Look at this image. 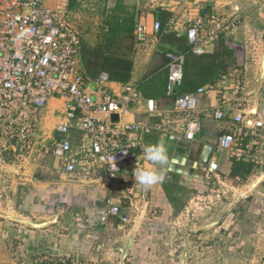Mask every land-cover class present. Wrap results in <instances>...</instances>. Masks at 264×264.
Masks as SVG:
<instances>
[{
	"label": "crops",
	"instance_id": "1",
	"mask_svg": "<svg viewBox=\"0 0 264 264\" xmlns=\"http://www.w3.org/2000/svg\"><path fill=\"white\" fill-rule=\"evenodd\" d=\"M56 1L47 0V3L53 6ZM201 6L222 14H238L240 23L230 35L218 38L206 53L210 55L206 65L192 71L188 77L192 86L186 92L194 93L199 87L212 86V90L199 99L197 115L201 130L195 140L187 142L177 138L171 129L165 132L158 130L160 117L149 118L143 103L131 107L134 114L127 118L128 122L154 127L145 138L146 145L161 138L166 142L169 156L165 166L166 179L153 185L148 192L159 212L155 221L161 227L144 223L143 216H132L133 224L126 226L105 216L108 198L120 204L124 213L128 214L129 209L118 186L112 190L105 186L106 172L98 165L85 177L79 173H63L54 160L46 167L37 164V160L12 159L10 169L28 167L30 165L25 166V163L32 162L31 167L40 169V178L32 179L23 173L16 179L11 174L0 175V181H3L0 182L3 199L0 201V239L3 240L0 254L4 256L0 264H34L44 254L84 260L89 264L252 263L250 250L254 239L248 236V229L240 223L241 219L249 217L248 212L245 214L241 208L252 201L259 205L254 213L264 215V181L251 188L250 183L256 179L251 165L216 152L215 144L223 131L221 127H231L230 118L239 111V102L242 105L240 110L247 117L264 121V0H113L98 23L78 32L82 42L80 60L86 77L108 73L112 77L109 87L115 91L120 84L138 85L144 99L155 101L159 114H169L175 96L166 94V53L184 51L187 55L186 27ZM157 10L170 13V16L155 35L151 30L153 22L158 20ZM168 23L173 27L167 31ZM137 24H144L149 32L144 45L135 42ZM220 38L227 54L220 53ZM180 45L185 50L181 51ZM189 55L186 67L191 68L193 63ZM235 69L241 70L244 76L245 94L238 98L234 91V78L231 77ZM223 76H226L225 83L221 80ZM222 99L227 120L218 124L209 113ZM240 132L244 133V129ZM262 137L264 142V131ZM261 154L264 156V146ZM212 158L218 162L220 177L219 180L208 181L205 171ZM231 182H245L248 189L236 197L235 194L229 198L222 196L228 205L222 204L221 207L217 203L220 197L213 198L218 210L214 208L210 217L200 220L194 231L180 225L175 227L174 220L183 217V203L189 200V191H195L202 197L215 190L224 193L231 187ZM44 184L51 187L45 190ZM49 211L58 221H55V226L45 227L42 219ZM63 225L68 227L66 231L62 229Z\"/></svg>",
	"mask_w": 264,
	"mask_h": 264
},
{
	"label": "built area",
	"instance_id": "2",
	"mask_svg": "<svg viewBox=\"0 0 264 264\" xmlns=\"http://www.w3.org/2000/svg\"><path fill=\"white\" fill-rule=\"evenodd\" d=\"M65 3L57 0L51 6L47 0H0V157H52L63 173L85 177L98 165L106 172L105 186L108 190L118 186L129 209L128 214L124 213L120 204L108 198L105 216L116 219L121 226L133 224L132 216H143L144 223L161 227L155 221L159 212L148 195L150 188L141 186L133 174L136 166L148 168L143 148L154 127L128 122L127 118L134 114L131 107L143 103L149 118L160 117L158 130L171 129L177 138L193 142L201 130L199 99L212 86L199 87L192 94L180 92L185 53L178 51L166 53V94L175 96L169 114H159L155 101L144 99L138 85L118 84L115 91L109 87L112 81L105 72L86 77L80 60L81 37L67 20ZM239 23L238 14L199 7L185 31L188 53L206 54L220 36L230 35ZM171 24L166 25L167 31L172 29ZM160 29V22L155 20L151 32L156 35ZM148 35L144 24L135 26L136 44L144 45ZM231 77L237 98L243 96V72L235 69ZM225 78L221 77L224 83ZM224 104L222 99L209 113L218 124L227 120ZM238 107L239 111L230 118L231 127H221L215 149L237 162L250 164L256 179L249 185L255 188L264 181V121L247 117L240 110V102ZM45 120L50 122L49 129H45ZM219 177L218 162L212 158L205 179ZM62 229L66 231L68 227ZM35 262L89 264L47 254Z\"/></svg>",
	"mask_w": 264,
	"mask_h": 264
},
{
	"label": "rangeland",
	"instance_id": "3",
	"mask_svg": "<svg viewBox=\"0 0 264 264\" xmlns=\"http://www.w3.org/2000/svg\"><path fill=\"white\" fill-rule=\"evenodd\" d=\"M111 2H113V0H67L65 3L67 20L70 25L74 26L73 28L77 31V33L78 32L80 33L82 29L85 30L86 27L95 25L96 22L98 23L101 16L104 13H106V10L108 6L111 4ZM49 128H50V122L45 120V129H49ZM38 156L34 155V157L30 158V160H37V164H41L42 166H46V167H47V163L49 164L52 160H54L51 157H47V156L38 157ZM13 157H14L13 154H6L5 156L0 157V165H2V168L0 169V175L5 174L9 176L11 174L16 179V177L19 176V174L23 173V174H27V176L32 179L40 178V174H39L40 169L34 166L31 167L32 162L25 163L26 164L25 166L30 165L28 167L20 166L19 169L13 168V167H11L13 169H10V163L12 162V159L23 161L21 158L17 159ZM30 160H27V161L29 162ZM45 177L47 176H44V178ZM0 182L2 183L3 181L1 180ZM50 187L51 186L45 185V184L43 186L45 190L49 189ZM247 189H248V184H246L245 182H231V187L229 188V190H226L224 193L221 191L217 192L216 190L215 191L212 190L214 192H209L207 195L211 196V198L207 197V195H204L202 197L198 195V193H195V191H189L188 192L189 200L185 202V204L183 203V205H185V208L183 209V212H182L183 217L177 218V220H174V223L176 224L175 227L180 225L182 226V228L185 227L186 229L193 228V231H194L195 229H197V227L195 226H198V224L200 223L199 222L200 220L210 217V215L213 214L214 212L213 211L214 208L218 210V206H217L218 204L220 205V207L222 206V204L227 203L228 205V202L226 201L224 197L222 198V196H226L229 198V196L232 197L235 194V197H236L239 195L240 192H244ZM218 196L220 197V200H219L220 202H217L218 204H216L213 198L218 197ZM183 197H184V193H182V198ZM1 200L3 199L0 193V201ZM247 200L248 199H246L245 201ZM248 202L249 203L246 204L245 208L241 206L242 207L241 210L242 212H245V214L246 212H248L247 216L249 217L247 218L245 217L246 219H241L240 223L244 224V226L248 229V234H249L248 236L254 239V240L252 239L253 245H252V250H250L251 251V262H252L250 264H264V215L261 216L257 213H254V210L257 209L256 206L259 207V205H256V203H253L252 201L251 202L248 201ZM238 205L240 206V204ZM262 208L264 209V206H262ZM251 210L253 211V213H251ZM42 220L44 222L43 226L45 227L55 226L57 225L55 221H58L56 220L55 216L51 213V211H49V213L44 214ZM60 220L62 219L61 218L59 219V222L61 223ZM64 222L66 223V221ZM63 226H66V225H63ZM197 233L198 232H196L195 236L198 235ZM160 234H163V233L160 231ZM237 236H238V233H237ZM194 240L200 241V239H195V237H194ZM2 246H3V240L0 239V247ZM198 252H201V251H198ZM3 260H4L3 254H0V262ZM34 264H36V262Z\"/></svg>",
	"mask_w": 264,
	"mask_h": 264
},
{
	"label": "clouds",
	"instance_id": "4",
	"mask_svg": "<svg viewBox=\"0 0 264 264\" xmlns=\"http://www.w3.org/2000/svg\"><path fill=\"white\" fill-rule=\"evenodd\" d=\"M143 152L152 166L148 168L136 166L133 173L135 180L145 188L163 183L166 179L165 166L169 161L166 142L161 138L154 144L145 145Z\"/></svg>",
	"mask_w": 264,
	"mask_h": 264
},
{
	"label": "trees",
	"instance_id": "5",
	"mask_svg": "<svg viewBox=\"0 0 264 264\" xmlns=\"http://www.w3.org/2000/svg\"><path fill=\"white\" fill-rule=\"evenodd\" d=\"M156 15L158 17L157 19L160 22L161 28H162V24L165 22L166 18L170 16V13H167V12H165L163 10H157L156 11ZM177 40L178 41H181V38H177ZM219 42H220L219 44H221L220 45V48H219L220 53L222 54V53L225 52L227 54L228 51H227V48L222 44L223 43L222 42V38H220ZM179 48L181 49V51L182 50H185V49H183V47L181 45L179 46ZM187 51H189L188 45H187V48H186V52ZM183 52L184 51H182V53ZM189 54L190 53L187 52V55H189ZM217 54L219 55V52H217ZM187 55L185 54V60H184V64H183V83H182V87H181L180 90H181L182 93H191L192 94V92H186L188 89H191V86H192L191 85V82H190V80H189L188 77L190 76V73L192 74V71L193 72L195 70L198 71L199 68H201V66H203V64L207 63V60H208V58H209L210 55H206V54H203V55H200V56H196L194 54L189 55L188 57H190V59H191V61L193 63V66L191 68H190V66L189 67L188 66L186 67V63H187L186 62V57H187ZM233 60H234V58H233V54H232V51H231V66H233ZM188 68H189V71H188ZM220 72H222V71H220ZM108 76H109V79L111 80L112 77L109 74H108Z\"/></svg>",
	"mask_w": 264,
	"mask_h": 264
},
{
	"label": "water",
	"instance_id": "6",
	"mask_svg": "<svg viewBox=\"0 0 264 264\" xmlns=\"http://www.w3.org/2000/svg\"><path fill=\"white\" fill-rule=\"evenodd\" d=\"M264 65V64H263Z\"/></svg>",
	"mask_w": 264,
	"mask_h": 264
}]
</instances>
